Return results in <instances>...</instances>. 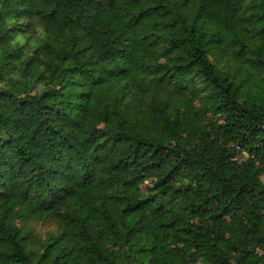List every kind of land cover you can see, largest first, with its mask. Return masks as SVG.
I'll return each mask as SVG.
<instances>
[{
    "label": "trees",
    "instance_id": "trees-1",
    "mask_svg": "<svg viewBox=\"0 0 264 264\" xmlns=\"http://www.w3.org/2000/svg\"><path fill=\"white\" fill-rule=\"evenodd\" d=\"M0 264H264V0H0Z\"/></svg>",
    "mask_w": 264,
    "mask_h": 264
},
{
    "label": "rangeland",
    "instance_id": "rangeland-1",
    "mask_svg": "<svg viewBox=\"0 0 264 264\" xmlns=\"http://www.w3.org/2000/svg\"><path fill=\"white\" fill-rule=\"evenodd\" d=\"M147 185V183H145ZM145 185L142 189H145ZM25 233L37 243L38 241H46L52 235L57 233L56 223L52 220H47L43 222L26 221L25 223L19 224Z\"/></svg>",
    "mask_w": 264,
    "mask_h": 264
}]
</instances>
